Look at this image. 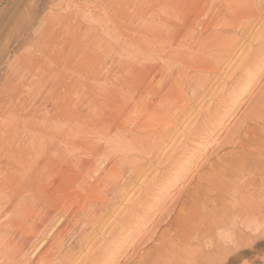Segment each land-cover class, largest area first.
Returning a JSON list of instances; mask_svg holds the SVG:
<instances>
[{
    "label": "rangeland",
    "instance_id": "rangeland-1",
    "mask_svg": "<svg viewBox=\"0 0 264 264\" xmlns=\"http://www.w3.org/2000/svg\"><path fill=\"white\" fill-rule=\"evenodd\" d=\"M175 52L210 61L199 69ZM176 82L179 119L154 106L176 101ZM263 100L264 0H0V264H45L64 226L72 234L64 231L49 264H138L165 209L229 155L224 138ZM147 111L156 122L148 141L139 132ZM115 166L123 195L106 187L103 201H83L82 183L108 179ZM242 208L234 219L246 241L217 248L210 264H264V190Z\"/></svg>",
    "mask_w": 264,
    "mask_h": 264
},
{
    "label": "bare ground",
    "instance_id": "bare-ground-1",
    "mask_svg": "<svg viewBox=\"0 0 264 264\" xmlns=\"http://www.w3.org/2000/svg\"><path fill=\"white\" fill-rule=\"evenodd\" d=\"M216 19H218V18H216ZM230 19L231 18H225V19H223V22L225 24H228ZM211 21H213V20H211ZM231 21H232V19H231ZM222 26H224V25H222ZM212 27H214V26H212ZM222 28H224V27H222ZM212 30H210V31H212ZM209 34H211V33H208V35ZM187 36L189 38V35H187ZM214 36H213V38H214ZM191 37H193V34ZM196 41H198V40H196ZM234 42H233V45H234ZM188 48H190V47H188ZM193 48H194V46H193ZM187 51H188V49H187ZM189 51H191V50L189 49ZM225 51L227 52L230 50L227 49ZM231 54L232 53H230L228 55L231 56ZM175 55L177 57V60L179 59L178 61H181L187 65L190 62V65H192V66L195 65L199 69L200 68L206 69L205 65L208 64V62L210 61L207 58L206 59L196 58L192 54L190 56H185V55H189V54L183 55L180 53L177 54V52H175ZM231 59H232V57H231ZM198 68H197V70H199ZM202 83L198 82V86L200 88L203 87ZM172 93H174L177 96V99L174 103H172L173 101L169 103L167 100L160 98L159 102L155 103L154 106L156 108V111H158L159 113L172 116L174 119L175 118L179 119L181 114H183V112L186 109V106L181 105V103H180V101L184 100V98H185L184 94L185 93H184V90L182 89V87L180 86V84H178L177 82L175 84H173ZM263 106H264V100L259 102V103L257 102L256 104H254V106L252 107L250 112H248L238 122V124L236 125L237 127L230 134L226 135V137L224 138V141H225L224 144L226 146L224 148V150L227 151V154H229V155H226L224 157L222 156L223 158H221V157L218 158L215 163H213L209 166L208 171H205V173H203L202 175L200 174V176L198 175L199 177L197 179L196 184H194L192 191H189V192L187 191L186 195L184 196L185 198L180 203H173L165 209L163 216L159 218V220L156 224V227H155V228H159L157 235L151 236L150 238H147L149 241V243H148L149 245L145 246V248L149 247V249L145 253L141 254V257H139V259H138V264H199V263H206V262L210 264L209 261H213L211 256L214 253L218 252V251L216 252L217 248L224 246V245H237L238 241L245 240L244 239L245 236L242 232L243 228H241V226L243 224L242 223L238 224L234 218H237L241 214V212H243L244 209L242 208V206L244 204H246L252 196L257 195L262 190H264V108H263V111L261 109ZM173 110H175L176 112L173 113L172 112ZM154 118H155V114L152 113V111H147L146 114H144L142 124L140 125V127L138 126L139 129L141 130L139 132L142 133L143 136L145 135V137L148 138L147 141L150 138L156 136L154 132H152V134H147L149 136H146V133H145V132H150L151 131L150 129L156 123ZM168 125H169V123H168ZM136 129H137V127H136ZM139 132H136V133H139ZM165 135H166V132H163L162 134H159V136L157 135V137L163 138ZM128 137H127L128 141H126V142L129 143V146H130V144H132L133 146L137 147V149L139 151H141V153L143 152V153L147 154L146 156H150V157L153 156L154 149L152 146L151 147L153 150L150 151L149 148L145 149L146 145L143 142L144 140L143 141L140 139H136V140L133 139L132 140V138H131L132 136L129 138ZM146 143L150 144V142H146ZM150 145H154V144H150ZM146 147H148V146H146ZM154 147L156 148L157 146H154ZM146 150H148V151H146ZM236 150H239V153L236 152ZM116 168H117V166L109 167L105 171V172H108V174H107L108 179L105 178L103 180L99 177V178H96L92 183H90L88 181H84L82 183V186H81V188L84 190V192H82V194H83L82 196H84V197L81 196L83 201H86L87 198L88 199L94 198V199L103 201L102 198L99 197L100 191L102 190V188H106V187L108 189V192L110 194L111 193L113 194V195L111 194L112 198L117 199V197H119V195H123L121 193V191H118V192L114 191L115 188H117L118 186L116 185L117 184L116 180L113 179L111 177V175L116 176V174L118 172L117 171L118 168L117 169ZM103 176L106 177V174ZM136 176H138L137 173L134 175V177L136 178ZM109 178L113 179L112 180L113 186L111 185L112 184L111 183L110 184L111 187L107 186ZM120 190H124L123 184H122V188H120ZM87 191H88V193H86ZM103 198H104V196H103ZM93 200L91 201V199H90V201L92 203H94ZM90 205H92V204H90ZM81 206H83V205L81 204ZM104 206H106V205H104ZM99 207H100V205H99ZM90 209L92 211L96 208H95V206H90L88 211H90ZM82 210L84 212L86 211V209H82ZM100 211H101V207H100ZM93 213H94V211H93ZM91 214L92 213H90V215ZM21 215L22 214L20 213L19 218L21 217ZM83 215H84V213H83ZM16 217H18V216H16ZM63 218H62V221H63ZM66 218H68V217L66 216ZM60 223L61 222L59 221L58 224H60ZM95 223H98V220L96 222L94 221L91 225L93 226ZM74 225H76V224H73V226ZM64 227H62L63 229L59 230V232L53 236L52 241L54 243H52L51 245H50V243H48L49 246L45 249L44 253L41 254L40 257H41L42 261H44L43 263L49 264L51 262V260L53 262V259L57 257L56 256V257L52 258L51 256H53L52 254H53L54 249L56 250V248L59 245L60 237L63 236L62 234H64L65 230H67V232L69 231L71 233V231L69 229H67L68 227L67 228L65 227L66 229H64ZM94 227H97V226H94ZM160 227L163 229L160 230ZM260 227H261L260 223H254L250 226H247L246 228H247V230H249V232L254 233V232L258 231ZM73 228H72V230H73ZM76 228H77V226H76ZM84 228H85V226H84ZM86 229L88 230L89 228H86ZM224 230H228V234H223L222 232ZM67 232H65V233H67ZM88 232H83L84 233L83 236H80L81 238L78 239L79 240L78 242H80V244L78 243L79 246L86 245L85 243L87 242L88 237L85 234ZM71 234H70V236H71ZM248 234H250V233H248ZM250 236H252V234H250ZM51 238L52 237H50L49 240H51ZM61 240H63V239H61ZM154 241H156V242L153 243ZM204 241L206 242L208 247L212 248V251H209V252L203 251L204 248L202 249L200 246ZM45 242H46V240H45ZM47 242H48V239H47ZM76 242H77V240H76ZM105 243L106 242H104V245H105ZM189 243L197 244L198 248L196 250H190L189 248H187V244H189ZM247 243H245V244H247ZM61 244L62 243L60 242V247H61ZM74 244H76V243H74ZM54 245L56 246V248L54 247ZM38 246L36 249H39L41 247V246L40 247H38ZM70 246H71V244H70ZM73 246H75V245H73ZM58 248H57V250H58ZM61 248H64V245ZM61 248H60L59 252L61 251ZM229 248H231V247H229ZM68 249L69 248H67V250ZM71 249H72V247H71ZM223 249H221V250H223ZM55 252H57V251H55ZM59 252H58V254H59ZM68 253H70V252H68ZM219 253H221V251ZM225 253H226V251H225ZM216 255H215V257L219 256V254L217 256ZM221 255H222V253H221ZM39 260H40V258L37 261H39ZM64 261L65 260H63L62 262H64ZM37 263H39V262H37ZM66 263H67V261H66ZM60 264H62V263H60Z\"/></svg>",
    "mask_w": 264,
    "mask_h": 264
}]
</instances>
